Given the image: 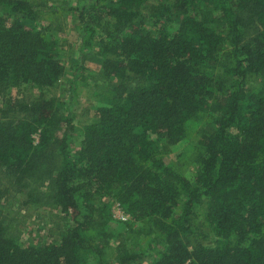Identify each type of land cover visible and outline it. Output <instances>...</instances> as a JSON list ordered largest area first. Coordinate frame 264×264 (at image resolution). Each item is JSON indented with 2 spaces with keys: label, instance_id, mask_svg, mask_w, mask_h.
I'll return each instance as SVG.
<instances>
[{
  "label": "trees",
  "instance_id": "1",
  "mask_svg": "<svg viewBox=\"0 0 264 264\" xmlns=\"http://www.w3.org/2000/svg\"><path fill=\"white\" fill-rule=\"evenodd\" d=\"M77 9L81 50L115 83L74 151L76 114L65 103L4 101L9 89L49 92L63 78L47 28L33 25L55 9L0 0V264H103L107 252L106 264H144L113 222L150 238L149 264H264V0H86ZM204 116L190 180L150 137L174 147ZM17 196L35 212L57 211L58 242L19 244L6 210ZM114 203L125 223L113 220Z\"/></svg>",
  "mask_w": 264,
  "mask_h": 264
},
{
  "label": "rangeland",
  "instance_id": "2",
  "mask_svg": "<svg viewBox=\"0 0 264 264\" xmlns=\"http://www.w3.org/2000/svg\"><path fill=\"white\" fill-rule=\"evenodd\" d=\"M45 1L48 7H53L55 11H46L41 19L35 21L33 25L37 28H47V37L54 44L58 59L64 67L65 74L58 85L49 92L44 91L41 93L30 86H21L17 89H9L4 97V101L17 97H38L43 94L48 98L54 96L65 103L76 114L74 122L76 131L73 145V150L76 151L79 148L83 126L93 118L96 105L106 93L107 84H114L115 81L103 79L99 73V66L85 57L86 53L87 56H90L88 51L81 50V23L78 18L79 11L77 8L79 4L86 3V0ZM8 16L11 17V12L8 13ZM105 21L102 19L100 22L103 23ZM100 32L101 27L100 31L99 28H96L93 43L96 42L99 35L102 37ZM95 51L96 48L94 45L90 52L93 54ZM208 120V117L204 116L200 120L188 122L186 125V138L174 147L168 146L167 139L163 135L150 137L160 152L164 154L165 163L168 166H179L184 176L190 180L196 172V166L194 164V155L196 153L195 145L199 139V132ZM34 139L37 143L38 136H34ZM23 202L24 197L17 196L16 199L7 202L9 207L6 209L9 210L10 217L14 219L13 224L18 225L21 229L19 244L26 247L29 245L39 246L48 242H58L60 236L58 235L59 228H56V224L58 223L61 228H64L65 223L52 217V215L57 214V211L50 209V207L41 206L35 212L34 207L22 206ZM197 221L198 237L200 236L201 241L205 243L206 240L204 239L209 235L208 229L202 223L201 217H198ZM124 226L125 228H123ZM110 229L115 234L119 231L124 233L128 249L132 253L138 254L139 258L137 262H143L144 264L151 262L153 259L151 253H153V250H147L141 254L147 245H150V238L140 233L137 234V228H134L133 231H128L125 224H118L117 222H113L110 225ZM109 258L111 256L107 252L103 256V264H106Z\"/></svg>",
  "mask_w": 264,
  "mask_h": 264
},
{
  "label": "built area",
  "instance_id": "3",
  "mask_svg": "<svg viewBox=\"0 0 264 264\" xmlns=\"http://www.w3.org/2000/svg\"><path fill=\"white\" fill-rule=\"evenodd\" d=\"M112 218L118 222H126L128 215H126L119 203H114L111 210Z\"/></svg>",
  "mask_w": 264,
  "mask_h": 264
}]
</instances>
